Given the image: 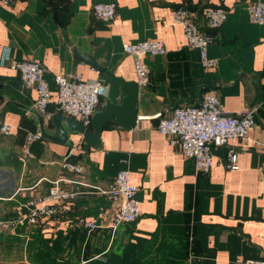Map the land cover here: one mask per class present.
<instances>
[{
	"label": "crops",
	"instance_id": "obj_1",
	"mask_svg": "<svg viewBox=\"0 0 264 264\" xmlns=\"http://www.w3.org/2000/svg\"><path fill=\"white\" fill-rule=\"evenodd\" d=\"M251 1L15 0L11 6L1 5L0 52L8 44L16 58L44 64L52 91L50 110L55 109L58 73H80L84 79L105 82L91 64L74 59L73 47L92 54L127 81L137 79L124 43L158 39L167 53L146 59L150 82L140 87L137 125L125 128L113 121L102 131L100 147L89 150L84 135L69 131L66 122L67 142L44 137L42 128L53 136L59 132L53 118L35 110L36 89L26 87L18 71L0 69V123H8L12 130L9 136L0 134V200L13 203L20 216L25 202L46 194L51 181L62 175L106 188L120 170L128 169L140 187L141 216L114 231H82L78 241L82 252L73 255L74 264H244L247 259H264V25L251 22L247 11ZM101 2L117 4L112 22L94 17L93 6ZM180 5L192 12L206 33L211 29L202 15L205 7L230 10L217 42L209 48V56L219 59L216 70L204 69L199 50L187 44L173 17ZM108 90L97 111L106 99L122 101L119 88L108 84ZM209 91L230 113L252 104L260 107L249 136L213 145V167L201 173L194 159L170 145L157 125L175 107L197 104ZM36 131L43 137L31 145V156L23 162L25 138ZM231 149L238 154L237 169L227 167ZM65 157L83 165V175L62 171ZM94 191L82 187L66 216L39 225L26 223V231L41 230L51 240L59 233L70 234L78 217H95L110 205L106 195ZM17 216L8 221L15 232L25 226L18 220L13 224Z\"/></svg>",
	"mask_w": 264,
	"mask_h": 264
},
{
	"label": "built area",
	"instance_id": "obj_2",
	"mask_svg": "<svg viewBox=\"0 0 264 264\" xmlns=\"http://www.w3.org/2000/svg\"><path fill=\"white\" fill-rule=\"evenodd\" d=\"M15 0H0L1 5H13ZM247 11L252 23L264 25V1L253 0ZM230 10L220 6H207L202 10L203 18L211 32L202 31L195 22L191 11L180 5L173 11L177 24L183 28L187 44L198 49L204 69L214 71L219 59L209 56V48L219 36V30L228 18ZM94 17L100 21L112 22L117 17V4L101 2L93 6ZM123 50L133 57L137 83L145 87L150 82V69L147 57L165 55L167 48L163 41L145 39L135 43H124ZM0 69L18 71L23 84L37 92L35 110L42 117L52 120L55 113H62L81 121L86 127L92 125V117L108 95V85L102 79H84L80 73L60 72L55 75L58 85L55 109L50 110L52 91L45 77L46 68L39 60L18 59L11 45H4L0 52ZM260 104H252L238 113L224 109L219 97L212 91L205 92L197 104L175 107L170 117L161 118L157 130L165 135L169 144L177 148L185 157L194 159L197 172L209 173L213 167V145L222 146L231 139H246L256 125V114ZM11 126L0 123V134L11 135ZM41 131L30 132L25 138L21 160L31 156V145L42 139ZM62 171L74 176L85 172L84 166L67 157L60 163ZM227 167L238 168V154L229 151ZM52 187L44 195L29 199L24 203L19 222L30 225L43 224L66 216L72 204L82 193V187H92L95 193L106 195L110 200L107 208L99 210L95 217H78L74 226L88 233L97 228L116 230L122 224L137 221L141 216L138 192L140 187L134 182L128 169L118 172L111 184L103 188L90 185L85 180L60 176L51 181ZM244 264H264V259H247Z\"/></svg>",
	"mask_w": 264,
	"mask_h": 264
},
{
	"label": "water",
	"instance_id": "obj_3",
	"mask_svg": "<svg viewBox=\"0 0 264 264\" xmlns=\"http://www.w3.org/2000/svg\"><path fill=\"white\" fill-rule=\"evenodd\" d=\"M73 55L76 61H86L102 73L106 85H111L114 88H119L122 91L123 98L120 103H115L111 99H106L102 108L96 111L92 117V125L86 127L81 121L66 116L62 113L53 115V123L56 126L59 136H53L47 133L44 128L41 129L43 136L59 142H67L69 133L63 126L66 122L69 131L80 132L85 138V149L91 147H100L101 134L105 127L115 121L119 126L131 128L137 125L138 102L140 99V86L135 80L127 81L123 77L116 76L113 70L106 69L98 59L90 53H79L76 47H73ZM43 127V120L40 119Z\"/></svg>",
	"mask_w": 264,
	"mask_h": 264
},
{
	"label": "trees",
	"instance_id": "obj_4",
	"mask_svg": "<svg viewBox=\"0 0 264 264\" xmlns=\"http://www.w3.org/2000/svg\"><path fill=\"white\" fill-rule=\"evenodd\" d=\"M24 211H26L25 208ZM24 211L21 214H23ZM16 216L17 215L14 212L12 213V215H10V218H15ZM32 230L33 229H31V231ZM82 231L86 232L83 229L75 228L74 231L70 232V234L65 235L63 233H59L56 239L51 240L45 238L41 233V230L34 229L29 233L30 238L25 239V251L28 257V263L19 261L14 264H74L73 255H80L82 252L80 250V246L78 245V241L84 234ZM25 232V226H19L17 228L18 234H15L13 239H15V241H21L22 237L20 234H23ZM13 243L14 242L10 244Z\"/></svg>",
	"mask_w": 264,
	"mask_h": 264
},
{
	"label": "rangeland",
	"instance_id": "obj_5",
	"mask_svg": "<svg viewBox=\"0 0 264 264\" xmlns=\"http://www.w3.org/2000/svg\"><path fill=\"white\" fill-rule=\"evenodd\" d=\"M5 181H6V185L7 184L9 185V181L11 180H9V178L7 177L5 178ZM8 202L9 201L6 200H0V264H10V263L14 264L19 261H24L26 263L28 260L25 252V239H26L25 233L31 231L27 230L25 233H23V236H21L22 237L21 241H15V239H13L15 234L18 233L15 232L11 227H8L9 226L8 221L10 220L9 219L10 215L14 213L15 207H13L14 206L13 203L9 204ZM19 202L14 201V203H16L17 206L20 204ZM19 217L15 220L13 224H16V221L19 220ZM26 223L27 222L24 223L25 227H27ZM12 242L14 243L10 244Z\"/></svg>",
	"mask_w": 264,
	"mask_h": 264
}]
</instances>
